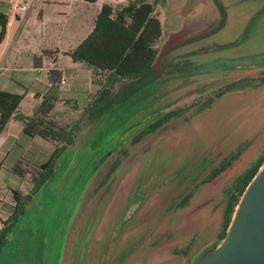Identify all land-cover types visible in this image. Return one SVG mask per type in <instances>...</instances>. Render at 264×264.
I'll use <instances>...</instances> for the list:
<instances>
[{"label": "rangeland", "instance_id": "374dc122", "mask_svg": "<svg viewBox=\"0 0 264 264\" xmlns=\"http://www.w3.org/2000/svg\"><path fill=\"white\" fill-rule=\"evenodd\" d=\"M2 1L11 11L20 5L31 10L30 20L20 28L17 23L10 29L3 53L9 49L19 53H37L40 48L57 51L56 65L67 67L70 63L61 52L75 47L74 40H69L70 31L78 24V29L84 30L87 16L94 15L102 3L60 5L53 0L44 5L41 0L40 24L39 12L29 7L28 0ZM144 1L154 4L161 25V37L155 44L156 61L133 87V83H116L111 100L97 115L82 116L54 107L50 119L56 128L72 135V143L56 161L52 180L30 196L37 172L32 164H25L28 154H36L35 161L39 163L50 150L0 148V228L8 216L3 205H12L11 191L18 192L21 198L30 196L5 234V264H107L105 260L102 263V255L109 245L112 255L117 250L124 256L130 250L137 251V239L126 244L127 239L139 235L143 218L150 223L160 216L173 233L174 243L192 238L186 255L189 263L214 243L224 207L220 190L264 146V0ZM57 28L64 31L61 40L55 35ZM212 77L214 81L223 77L221 84L236 79L263 83L249 91L226 93L192 117L183 121V115L176 117L137 144H130L148 114ZM199 85L202 86H195ZM211 89L201 94L207 97ZM31 103L29 99L21 101L17 115L29 117ZM195 108L187 109L184 116ZM20 123L12 118L0 132L1 142L8 143V136H15L14 144H20ZM241 145L246 146L243 154L214 184L205 186L187 209L161 214L166 206L171 210L214 162ZM115 148L102 162L108 150ZM120 150H128L122 161L117 160ZM19 156L20 177L11 172L12 160ZM112 162L120 165L94 193ZM215 202L218 210L210 215ZM125 221L127 230L121 234ZM134 228V232L129 231ZM108 234L111 237L107 242ZM88 239L93 247L86 251ZM143 257L141 252H135L123 264H140ZM158 264H181V258Z\"/></svg>", "mask_w": 264, "mask_h": 264}, {"label": "trees", "instance_id": "16d2710c", "mask_svg": "<svg viewBox=\"0 0 264 264\" xmlns=\"http://www.w3.org/2000/svg\"><path fill=\"white\" fill-rule=\"evenodd\" d=\"M74 1L95 4L100 0ZM5 24V16L0 14V40L4 35ZM160 37L161 25L155 15L153 3L144 0H102L91 32L75 49L65 53L72 63L88 70L91 82H95L94 85L99 86L90 102L86 104L83 98L85 92H59L57 86H51L45 90L31 116L24 118L17 115V108L22 96L0 91V132L8 121L14 118L21 122V136L26 139L36 137L54 145V149L44 161L29 162L37 172L36 176L32 178L30 196L34 195L48 179L55 160L65 147L72 143V135L65 132L64 129L56 128L49 120L48 115L53 104L62 100L66 108L72 112H80L82 116L97 115L111 100L113 86L116 83H135L149 73L157 54L155 44ZM53 54L56 52L41 51L43 57L49 58ZM79 102L85 103V106L80 108ZM146 131L147 129L142 133ZM142 133L140 132L134 140H137ZM263 161L264 152L256 163L244 170L236 179L233 186L234 193L228 196L223 212L221 239L225 234L239 196ZM21 164V161H17L11 171L18 177L21 176ZM11 194L13 206L3 205L4 208H7L8 216L1 223L0 243L10 224L21 213L23 202L30 197L26 195L21 198L16 191H11Z\"/></svg>", "mask_w": 264, "mask_h": 264}, {"label": "flooded vegetation", "instance_id": "af4514ba", "mask_svg": "<svg viewBox=\"0 0 264 264\" xmlns=\"http://www.w3.org/2000/svg\"><path fill=\"white\" fill-rule=\"evenodd\" d=\"M157 55V54H156ZM220 82H224V78L221 77V79H216L214 81V77L208 79L207 81L202 84V86H195L198 84H195L193 88L186 89L182 94H180L179 98L183 96H189L193 95L194 98L191 99L190 103L183 104L180 107H177L173 110H170L166 113L163 112L164 108L161 109H155L154 112L148 114L147 118L140 122L141 125L144 122V125L142 124V128L138 133L135 134L134 137H132V140H130V144L134 145L141 141V139L145 138L148 135H151L155 133L156 131L160 130L165 124H167L172 119L179 117L183 115L182 121L186 120L187 118L192 117L193 115L199 113L202 109L208 107L214 100L222 97L226 93L230 92H238V91H249L252 88H256L258 85H261L263 83L262 80H259L258 83H254L252 80H245V79H236L235 81L228 82L225 84H221ZM208 83V84H207ZM210 83V84H209ZM134 83L132 84L133 87ZM212 85H216L215 87ZM131 87V88H132ZM212 88L209 92V96L205 97L202 95V92H205V90ZM178 99V98H177ZM169 106V105H168ZM196 107L192 112H190L187 116H184V113L187 111V109ZM180 118V120H181ZM154 119V120H153ZM149 120V123L145 124L146 121ZM152 122H151V121ZM147 129L146 132H143V130ZM264 131V129H263ZM140 132L142 133L140 137L137 140H134ZM246 146L241 145L240 147L236 148L233 152L229 153L222 159L220 158L216 162L213 163L212 167L204 174L202 175L197 181L189 186L186 193L182 195V198L177 200L174 205L172 206V209L168 210L167 206L165 207L164 211L161 212V214H165V211H170V214H173L176 211H180L183 209H187L189 205L200 196L203 189L207 185L214 184L216 182V179L224 175L227 169H229L235 161L243 154L245 151ZM113 151L116 150H109L107 155H111ZM264 152V146L260 149V152L255 157L253 161H251L238 175H236L226 187L220 190V195L223 197L224 201V207L221 213L220 218V224L217 232L215 233L213 242H216L220 240L221 238V228H222V216L223 212L227 203V198L231 193H234L233 186L235 184L236 179L238 176L247 168H249L252 164L256 163L257 160L260 158L262 153ZM128 150H120L117 154L119 158L117 160H124L127 157ZM120 165V163L112 162L110 163L109 169L107 170L106 174L101 179V182H99L98 186L94 190V193L97 192L98 188L104 186L110 175L113 173V171ZM185 192V191H184ZM231 196V195H230ZM30 201V200H29ZM27 203V202H26ZM25 203V204H26ZM217 202L214 203V206L211 210H209L210 215L214 214L217 210L219 205H216ZM24 204V205H25ZM23 205V207H24ZM137 208V207H136ZM135 208V210H136ZM23 210V209H22ZM22 212V211H21ZM21 214V213H20ZM20 214L18 216H20ZM17 216V217H18ZM16 217V219H17ZM15 219V220H16ZM15 220L10 224L8 229L15 223ZM147 219L143 218L141 222V232H139V235L134 236L132 238H126L127 242L126 244L130 242H134L136 239L135 247L138 249L136 250H130L129 254L127 256H124V252L117 250L114 252V255L111 253L112 250H109L110 245L107 247V250L103 252L102 255V263L107 264H123L124 260H129V258L135 254V252H141L144 257L141 259L140 264H158V262L164 261L167 262L168 259H172L173 257H179L181 258V264H190L188 260L186 259V255L188 252V249L191 246L192 238H189V240L185 242H179L174 243V237L173 233L168 230V224H166L162 219L161 216L159 218H156L153 222L150 223L146 222ZM126 223V221H125ZM127 224H124V229L122 230L121 234H125L127 230ZM136 226H139L138 223ZM135 226V227H136ZM126 228V229H125ZM7 229V230H8ZM136 228L129 230L130 232H134ZM77 231V230H76ZM7 232V231H6ZM6 234V233H5ZM135 234V235H136ZM108 237L106 238L107 242L109 241L111 235L108 234ZM92 240V237L90 238ZM90 239L87 240V244L85 247V250H90L93 247V244L90 243ZM132 239V240H130ZM5 240V235L2 239V242L0 243V264H5V261L8 259V253L3 252L2 246ZM98 240V239H97ZM111 241V240H110ZM112 242V241H111ZM116 243V242H115ZM90 252V251H89ZM122 252V254H121ZM123 256V258L121 257ZM105 257V259H104ZM110 257H112L110 259ZM7 258V259H6ZM21 260V259H20ZM19 260V261H20Z\"/></svg>", "mask_w": 264, "mask_h": 264}, {"label": "crops", "instance_id": "0c3cea01", "mask_svg": "<svg viewBox=\"0 0 264 264\" xmlns=\"http://www.w3.org/2000/svg\"><path fill=\"white\" fill-rule=\"evenodd\" d=\"M29 7L32 9L37 8L39 12V21L41 24V0H28ZM44 5H48L49 3H53V0H42ZM99 2V1H98ZM97 2V3H98ZM54 3H74L78 5V3H82L74 0H54ZM96 4V3H95ZM94 5V4H88ZM101 5V3H100ZM23 5H20V7ZM87 7V5H85ZM25 9L22 11L19 7L13 8L11 11L7 4L0 0V14H3L6 19V24L4 28V35L0 40V91H5L11 94L21 95L22 100L29 99L32 101L31 103V111L30 116L39 104L42 95L45 90L51 86H57L59 92H69L75 93L78 91L85 92L83 98L85 102H90L92 97L99 89V86L94 85L95 82H91L90 72L83 67L72 63V61L65 55L66 52H61L62 55L65 56L68 63H70V67L65 65H56L55 63V55H51V57H43L41 56V48L37 53H19L15 50H8V53L4 54L5 47L10 40V29L17 23H19V28L23 26L28 20L31 18V10H28L27 5L23 6ZM91 7V6H90ZM100 9V7H99ZM83 10H88V8H83ZM99 10L94 13V15H88V21L86 22V27L81 31L79 28L74 27L70 31V39L74 40L75 47L91 32L93 27V22L95 17L98 15ZM80 30V32H79ZM57 40H61L64 35V31L61 28H57V32L55 33ZM16 39V36H14ZM46 51V50H42ZM48 52H56L57 51H48ZM83 68L86 71V74L80 70ZM80 70V71H79ZM63 79L64 84L62 86L59 85V80ZM75 98V97H73ZM85 103L79 102L80 108L85 106ZM63 107L65 109L66 106L62 100L56 101L51 111L49 112V120L51 115L53 114L54 107ZM80 113V112H78ZM24 116V115H22ZM29 116V117H30ZM26 117V118H29ZM12 121V118L9 120ZM8 121V122H9ZM53 122V121H52ZM7 125V124H6ZM4 130V129H3ZM2 130V131H3ZM22 125L20 123V129L17 139L20 140V144H14L13 140L15 136H8V143L1 142L0 140V148L4 147V150H50L49 153L54 149L53 143L40 140L36 137L31 139H26L21 136ZM1 131V132H2ZM17 141V140H16ZM27 153V152H26ZM37 153V152H36ZM28 154V153H27ZM28 158L26 162H35L36 154L30 155L28 154ZM18 156V155H17ZM17 161H22V158L19 156L17 160L14 158L12 160V164L14 165ZM12 165V167H13ZM12 171V168H11Z\"/></svg>", "mask_w": 264, "mask_h": 264}, {"label": "water", "instance_id": "95a60500", "mask_svg": "<svg viewBox=\"0 0 264 264\" xmlns=\"http://www.w3.org/2000/svg\"><path fill=\"white\" fill-rule=\"evenodd\" d=\"M175 98L169 101L164 113L180 107L194 96ZM69 146L58 156L53 167ZM107 154L102 162L107 159ZM52 174L53 168L38 191L52 180ZM190 264H264V161L239 196L223 238L206 246Z\"/></svg>", "mask_w": 264, "mask_h": 264}, {"label": "built area", "instance_id": "2783aa9c", "mask_svg": "<svg viewBox=\"0 0 264 264\" xmlns=\"http://www.w3.org/2000/svg\"><path fill=\"white\" fill-rule=\"evenodd\" d=\"M19 9L23 11L25 8L23 6H21V7H19ZM58 83L60 86H62L64 84V80L60 79Z\"/></svg>", "mask_w": 264, "mask_h": 264}]
</instances>
